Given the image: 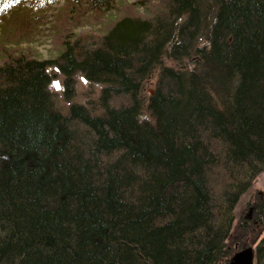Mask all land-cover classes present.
I'll list each match as a JSON object with an SVG mask.
<instances>
[{
    "label": "trees",
    "instance_id": "trees-1",
    "mask_svg": "<svg viewBox=\"0 0 264 264\" xmlns=\"http://www.w3.org/2000/svg\"><path fill=\"white\" fill-rule=\"evenodd\" d=\"M159 3L54 61L0 52V264H230L232 207L264 169V0ZM50 67L65 94L77 73L102 87L99 112L57 109Z\"/></svg>",
    "mask_w": 264,
    "mask_h": 264
},
{
    "label": "rangeland",
    "instance_id": "rangeland-1",
    "mask_svg": "<svg viewBox=\"0 0 264 264\" xmlns=\"http://www.w3.org/2000/svg\"><path fill=\"white\" fill-rule=\"evenodd\" d=\"M103 2L57 0L48 3L45 9L40 4H37L38 7L30 4L26 9L16 8L22 10L19 15L14 14L16 10L14 9L5 19L0 17V52H16L26 58L54 61L64 52L65 47L72 43L98 44L119 19L127 16L140 19L153 18L161 9L159 0ZM5 25H7L6 29ZM86 44L84 45L89 46ZM1 60L0 58V65ZM163 64L171 67H189L194 65V57L191 56L190 59L182 60L180 63L164 57ZM48 72L49 75L54 76L51 77L50 91L57 109L65 113L70 106L79 104L95 113L99 112L101 105L98 101L102 87L90 85L77 73L73 76V82L66 86L67 94H65V78L53 67H50ZM156 77L157 70L144 83L143 100L153 95ZM258 198L261 200H257ZM262 202L264 203V169L253 177L251 187L243 191L232 207L229 238L225 240L230 248L229 260L236 253L250 248L253 253L252 264H256V245L264 236V218L255 221L252 211L253 205ZM262 207L264 208V205ZM239 236H242L243 240L235 242Z\"/></svg>",
    "mask_w": 264,
    "mask_h": 264
},
{
    "label": "water",
    "instance_id": "water-1",
    "mask_svg": "<svg viewBox=\"0 0 264 264\" xmlns=\"http://www.w3.org/2000/svg\"><path fill=\"white\" fill-rule=\"evenodd\" d=\"M238 258L243 260L242 264H252L253 262V253L250 248L244 249L235 255L230 260V264H240L241 260H238Z\"/></svg>",
    "mask_w": 264,
    "mask_h": 264
},
{
    "label": "snow or ice",
    "instance_id": "snow-or-ice-1",
    "mask_svg": "<svg viewBox=\"0 0 264 264\" xmlns=\"http://www.w3.org/2000/svg\"><path fill=\"white\" fill-rule=\"evenodd\" d=\"M18 3H20V0H8V2L0 5V13H2L5 9L11 7L12 4H18ZM57 87H58V85H57Z\"/></svg>",
    "mask_w": 264,
    "mask_h": 264
},
{
    "label": "bare ground",
    "instance_id": "bare-ground-1",
    "mask_svg": "<svg viewBox=\"0 0 264 264\" xmlns=\"http://www.w3.org/2000/svg\"><path fill=\"white\" fill-rule=\"evenodd\" d=\"M238 260H241V261H240V264H242V263H243V260H242V259L238 258Z\"/></svg>",
    "mask_w": 264,
    "mask_h": 264
}]
</instances>
